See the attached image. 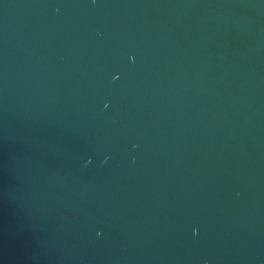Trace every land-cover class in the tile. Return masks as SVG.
Segmentation results:
<instances>
[{
  "label": "water",
  "instance_id": "95a60500",
  "mask_svg": "<svg viewBox=\"0 0 264 264\" xmlns=\"http://www.w3.org/2000/svg\"><path fill=\"white\" fill-rule=\"evenodd\" d=\"M0 264H264V0H0Z\"/></svg>",
  "mask_w": 264,
  "mask_h": 264
}]
</instances>
